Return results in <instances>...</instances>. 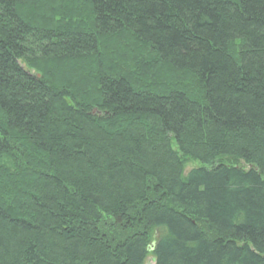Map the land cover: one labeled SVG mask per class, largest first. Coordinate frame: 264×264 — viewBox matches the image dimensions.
I'll use <instances>...</instances> for the list:
<instances>
[{"label": "trees", "instance_id": "1", "mask_svg": "<svg viewBox=\"0 0 264 264\" xmlns=\"http://www.w3.org/2000/svg\"><path fill=\"white\" fill-rule=\"evenodd\" d=\"M150 254L264 264V0H0V264Z\"/></svg>", "mask_w": 264, "mask_h": 264}, {"label": "rangeland", "instance_id": "2", "mask_svg": "<svg viewBox=\"0 0 264 264\" xmlns=\"http://www.w3.org/2000/svg\"><path fill=\"white\" fill-rule=\"evenodd\" d=\"M160 71L158 70L157 71V73H159ZM162 73V72H161ZM131 78V77H130ZM133 81L134 82H137V80H134L133 79ZM152 84V83H151ZM197 165L195 164V163H192V162H187V164H186V169H185V175H187V173L191 170V169H193V168H195ZM144 264H155V259H154V256L153 255H149L148 257H147V259H146V261H145V263Z\"/></svg>", "mask_w": 264, "mask_h": 264}]
</instances>
